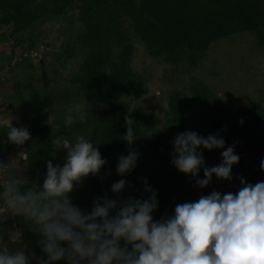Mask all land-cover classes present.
I'll return each mask as SVG.
<instances>
[{
	"label": "trees",
	"instance_id": "trees-1",
	"mask_svg": "<svg viewBox=\"0 0 264 264\" xmlns=\"http://www.w3.org/2000/svg\"><path fill=\"white\" fill-rule=\"evenodd\" d=\"M55 20L63 23L60 43L47 53L52 64L67 71L64 83L49 93L36 83L15 84L4 90L5 69L13 60L30 64L43 46L38 37L42 32L36 33V29ZM245 34L253 37L264 61V0H0V98L5 102L0 101V120H12L13 126L27 127L31 134V139L18 147L9 142L7 129H0V160L7 163L22 151L34 152L23 174L42 184L47 162L56 164L51 141L85 134L100 142L95 146L107 163L98 175H89L82 186L74 188L73 203L90 210L95 199L105 195L110 199L148 198L151 193L144 191L146 179L159 201L152 213L154 220L167 218L177 204L197 201L214 190L238 192L244 186L241 177L251 184L264 181L260 168L264 159L262 87H255L251 97L234 107L233 100L221 96L194 73L215 42H231ZM139 48L163 69L158 83L165 103L160 113L150 112L141 102L151 90L152 76L132 65ZM50 68L43 69L46 81L52 76ZM29 73L34 75L36 70ZM186 74L190 76L184 82ZM258 83L255 80L253 85ZM86 101L91 105L88 122L65 128L67 109ZM133 104L136 109L130 111ZM7 109L20 114L10 118ZM127 118L133 120L139 136L133 147L141 155L136 168L121 177L116 165L118 157L129 151L123 139ZM186 130L205 138L219 134L225 139L224 149L202 150L208 167L218 165L222 151L235 146L240 160L233 165L231 180L213 175L208 186L199 188L194 178L175 168L171 142ZM122 178L131 186L112 193L111 185ZM199 178H204L203 168ZM17 226L24 227L19 222ZM24 235L28 248L46 259L38 244L40 237L26 228Z\"/></svg>",
	"mask_w": 264,
	"mask_h": 264
},
{
	"label": "clouds",
	"instance_id": "clouds-1",
	"mask_svg": "<svg viewBox=\"0 0 264 264\" xmlns=\"http://www.w3.org/2000/svg\"><path fill=\"white\" fill-rule=\"evenodd\" d=\"M105 105L101 104L100 107ZM88 101L67 109L65 128L89 120ZM136 109L129 105V110ZM243 123V120H241ZM123 139L127 155L118 157L116 172L121 177L137 166L141 153L133 147L138 135L131 118L126 119ZM10 143L23 146L31 139L27 127H15L12 120H0ZM56 149L66 150L63 165L47 162L43 183L23 174L34 152H20L10 162L0 160V264H264V181L245 182L238 192L212 191L197 201L177 204L174 214L154 220L158 208L157 192L147 186L148 198L95 199L90 210L73 203L71 193L89 175L96 176L107 163L99 148L85 134L51 141ZM171 163L190 175L199 188L218 179L231 180L232 168L240 160L235 146L221 153V162L206 166L203 149H224L219 134L207 138L195 131L178 133L171 142ZM27 153V154H26ZM21 161L24 163L22 164ZM203 168L204 178H199ZM264 170V159L260 162ZM131 186L126 179L111 185L114 194ZM11 221V226H9ZM18 222L24 227L17 226ZM25 228L37 234L41 251L38 257L25 243Z\"/></svg>",
	"mask_w": 264,
	"mask_h": 264
},
{
	"label": "rangeland",
	"instance_id": "rangeland-1",
	"mask_svg": "<svg viewBox=\"0 0 264 264\" xmlns=\"http://www.w3.org/2000/svg\"><path fill=\"white\" fill-rule=\"evenodd\" d=\"M61 24H63L61 20H55L36 29V33L42 32L38 37L43 46L33 54L34 57L30 60L31 65L27 62L16 64V60H13L12 65L5 69L6 84L4 90H11L15 84L20 87L25 83H36L43 86L46 92L49 93L64 83L67 71L59 65L52 64L50 54L47 53L49 49L55 50L60 43ZM5 30L8 32L7 26H5ZM42 48H45V51L41 53ZM203 62V65L197 68L194 73L206 80L221 96L233 100L231 103L234 107L251 97L256 90L255 87L261 86V91H264V61L258 49L255 48L253 37L248 34L238 36L231 42L228 40L215 42L204 56ZM67 65H70V63H67ZM132 65L134 69L145 76H152L151 90L141 102L150 112L160 113L165 103L164 94L162 96V86L158 83L163 72L161 65L155 62L142 48L138 49ZM49 66L51 67L50 74L52 76L50 80L46 81V72L43 69ZM10 68L12 71L7 72ZM68 68L69 66H67ZM32 69L36 70L34 75L29 73ZM189 76L190 74L182 76L184 82L188 80ZM255 80L259 83L253 85ZM175 85L177 86V83ZM182 85L178 84V86ZM255 94V96L259 95V93ZM0 101L5 103L3 98H0ZM1 111L2 108H0ZM6 113L10 118H16L20 114L19 112L12 113L10 109H7ZM54 152L55 163L63 165L67 154L66 150L54 147ZM83 181L76 187L82 186Z\"/></svg>",
	"mask_w": 264,
	"mask_h": 264
}]
</instances>
